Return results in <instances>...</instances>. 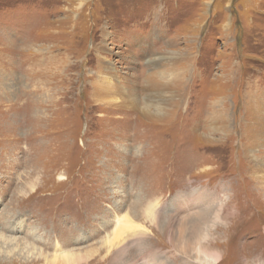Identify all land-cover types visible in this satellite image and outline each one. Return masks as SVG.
<instances>
[{
    "label": "rangeland",
    "instance_id": "374dc122",
    "mask_svg": "<svg viewBox=\"0 0 264 264\" xmlns=\"http://www.w3.org/2000/svg\"><path fill=\"white\" fill-rule=\"evenodd\" d=\"M258 101L264 0H0V264L264 263Z\"/></svg>",
    "mask_w": 264,
    "mask_h": 264
},
{
    "label": "bare ground",
    "instance_id": "6f19581e",
    "mask_svg": "<svg viewBox=\"0 0 264 264\" xmlns=\"http://www.w3.org/2000/svg\"><path fill=\"white\" fill-rule=\"evenodd\" d=\"M103 70H107V73H111V69L109 66H105L102 67ZM104 71V72H105ZM162 77V73H158V77L154 75H152L151 79H149L146 83V91L149 92L148 93V98L147 101L149 102V104L151 106H153V103L157 101L154 100V98L158 99L160 102H162V104L164 106H170L173 103H175V98H174V94H172V87H170L169 85L164 86L163 84L161 85L160 82L157 81L158 78L161 79ZM109 78H113V77H109ZM116 78V77H115ZM116 81V79L114 80V82ZM163 86V88H162ZM162 89L164 90H168V96H164L162 97L161 93H163ZM165 92V91H164ZM251 107V108H250ZM248 107L249 112L251 113V117L253 118L252 120L255 121L256 124V129H260L261 132L264 134V104L260 103L259 101L256 103H252V105ZM157 109H161L160 105L156 106ZM248 114V113H247ZM247 118V117H246ZM220 121V120H219ZM252 124V123H251ZM255 127V126H254ZM251 129H253L251 127ZM255 129V130H256ZM253 131V130H252ZM251 131V133H252ZM255 136L252 135L253 138H257L256 136V132H254ZM257 144H256V139L255 142H253L252 144V152H255V149L257 148ZM255 165L257 166V170L260 172H264V164H261V162H259V160L255 159L254 160ZM262 186V190L264 191V182L261 185ZM228 189V188H227ZM225 190V189H224ZM229 190V189H228ZM237 204V203H236ZM216 209V205H214V203H212L209 207V209L204 213L199 215V228L197 229V232L194 234L195 237L200 236L203 234V238L201 239V243H200V247L198 248V251L200 254H202V262L204 264H216L217 262H220V258L222 257L221 252L219 251L220 249L224 248L226 243H222L220 241H211L210 240H206V238H208L209 236L212 237V228L216 227V225L213 224V218H212V214ZM234 209V208H232ZM231 209V210H232ZM234 213V212H233ZM232 213V214H233ZM2 215V214H1ZM229 215V214H228ZM227 215V216H228ZM2 217V216H1ZM241 220V219H240ZM216 221V220H215ZM220 221V220H219ZM239 221V220H238ZM244 221V220H243ZM8 223H10V225L7 227L6 231L10 232V234L12 232L15 231V229L13 228V223L12 220L11 221H7ZM7 222H4V224H6ZM119 222V221H118ZM245 223V222H244ZM197 224V225H198ZM207 224V225H206ZM225 224V223H224ZM223 223H220L217 225L218 228L220 229H225ZM232 225V224H231ZM245 225V224H244ZM228 226V225H227ZM4 225L2 226V228H0L1 230L3 229ZM207 227V228H206ZM235 227V226H234ZM217 228V229H218ZM232 229V228H231ZM131 230H136L135 226H132L131 221L126 218V219H120L119 225L116 226V228L113 230L112 233V237L109 238V240H107V245H109L110 247L107 248L109 250V253H112V259H111V264H117L119 259H121L123 257V255L126 254L125 249H121L120 248V244L122 243L121 241H124V236L128 231ZM4 231V230H3ZM112 232V231H111ZM236 232V231H235ZM19 233V232H18ZM229 233V232H228ZM231 233V232H230ZM225 234V233H224ZM6 236V235H5ZM12 236V235H11ZM10 236V237H11ZM230 236V235H229ZM8 237V236H7ZM234 237V236H233ZM204 240V241H203ZM206 240V242H205ZM218 240V239H217ZM25 243V242H24ZM206 243V244H205ZM233 243V242H231ZM26 245V244H24ZM119 247H118V246ZM26 248V246H24ZM113 247V249H115L114 247H118L117 249L113 250L112 252L110 251ZM123 247V246H122ZM72 251V250H71ZM146 251V250H145ZM227 254V253H226ZM257 254V253H256ZM229 256V255H228ZM258 258H262L261 253H258V255H255ZM63 259H61L62 261H65L66 264H80L84 257L83 255L81 256L80 254L75 255V253L72 254H66L64 257H62ZM227 258V257H226ZM59 259V258H58ZM58 259H55V261H57ZM244 260V259H243ZM246 260V259H245ZM248 260V258H247ZM255 260L258 262H256V264H264L261 263V259H256ZM251 261V260H250ZM252 261H254V259H252ZM122 264V263H121Z\"/></svg>",
    "mask_w": 264,
    "mask_h": 264
}]
</instances>
